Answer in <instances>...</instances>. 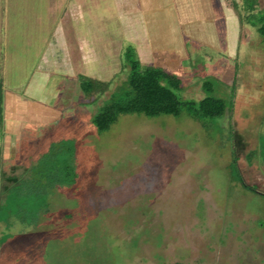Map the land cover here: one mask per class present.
Returning a JSON list of instances; mask_svg holds the SVG:
<instances>
[{
  "label": "rangeland",
  "instance_id": "1",
  "mask_svg": "<svg viewBox=\"0 0 264 264\" xmlns=\"http://www.w3.org/2000/svg\"><path fill=\"white\" fill-rule=\"evenodd\" d=\"M213 3L218 16L231 18L229 55L186 41L192 75L178 76L180 100L226 101L225 115L206 127L185 113L134 115L97 132L94 117L127 85L126 48L151 67L141 54L144 34L129 28L125 17L123 32L106 34L120 37V55L111 54L120 42L108 40L103 51L88 32L86 49H72L74 75L71 67L62 72L75 83L70 96L49 104L45 90L28 100L46 112L32 128V113L8 93L28 99L24 85L36 82L39 59L32 51L2 66L10 85L4 116L16 128L9 137L0 135V206L14 185L32 180L36 163L60 142L76 144L78 179L51 189L49 208L37 220L0 223V264H264V44L256 29L240 23L235 0ZM254 9L263 10L264 0H254ZM79 76L108 82L109 90L90 101ZM207 81L212 92L203 89ZM235 158L259 195L234 183Z\"/></svg>",
  "mask_w": 264,
  "mask_h": 264
},
{
  "label": "crops",
  "instance_id": "2",
  "mask_svg": "<svg viewBox=\"0 0 264 264\" xmlns=\"http://www.w3.org/2000/svg\"><path fill=\"white\" fill-rule=\"evenodd\" d=\"M215 8L219 9L213 0H0V81L4 103L9 94L24 113L29 110V128L39 117L46 118V112L33 109L28 100L45 90L49 104H60V100L70 96L75 83L66 81L62 72L71 67L74 75L72 49H86L90 42V38L89 42L85 38L88 32L95 34L94 41L103 51L108 40L120 42L111 53L114 57L120 55L122 40L106 34L123 32L124 17L129 28L137 26L144 34L146 49L141 54L150 59L151 67L191 76L186 41L229 55L231 18L218 16ZM32 51L39 61L36 82L24 85L23 93L28 99L7 94L10 85H5L2 66L18 64L16 60L21 55L28 57ZM15 128L4 116V135L11 136Z\"/></svg>",
  "mask_w": 264,
  "mask_h": 264
},
{
  "label": "trees",
  "instance_id": "3",
  "mask_svg": "<svg viewBox=\"0 0 264 264\" xmlns=\"http://www.w3.org/2000/svg\"><path fill=\"white\" fill-rule=\"evenodd\" d=\"M235 8L241 9L240 23L256 29L264 44V9L256 11L254 0H235ZM123 57L130 68L127 85L117 90L102 110L94 117L93 124L99 134L108 132L122 116H144L150 119L160 117H180L183 113L206 127L208 120L221 118L227 110L225 100L208 96L200 102L182 101L178 92L184 88L183 81L175 74L156 67H143L137 59L135 49L126 48ZM79 85L86 99L105 94L109 90L108 82L79 76ZM206 92H212L210 82L203 84ZM4 87L0 81V135L4 132ZM264 151V144L262 146ZM261 148V149H262ZM262 151V152H263ZM264 153V152H263ZM76 144L63 141L53 146L49 154L42 157L34 166L32 180L20 181L6 195L0 206V223L10 220H37L47 212L48 197L51 189L70 187L77 183L75 168ZM235 158L233 181L245 191L259 195L256 187L247 185L237 168ZM264 197V195L260 194Z\"/></svg>",
  "mask_w": 264,
  "mask_h": 264
}]
</instances>
